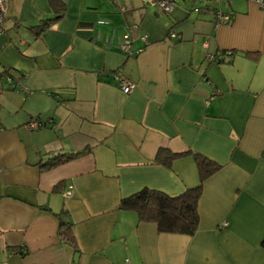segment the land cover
<instances>
[{
	"label": "crops",
	"instance_id": "obj_1",
	"mask_svg": "<svg viewBox=\"0 0 264 264\" xmlns=\"http://www.w3.org/2000/svg\"><path fill=\"white\" fill-rule=\"evenodd\" d=\"M62 1L64 16L38 33L55 15L50 1L9 0L0 35V264H264V8ZM215 10L231 22L217 23ZM128 32L131 53L120 48ZM219 52L232 53L207 60ZM119 69L136 84L129 94ZM5 71L20 73L23 88ZM31 119L43 126L29 129ZM161 146L222 165L204 182L193 235L119 208L144 188L177 196L199 184L193 155L166 166Z\"/></svg>",
	"mask_w": 264,
	"mask_h": 264
},
{
	"label": "trees",
	"instance_id": "obj_2",
	"mask_svg": "<svg viewBox=\"0 0 264 264\" xmlns=\"http://www.w3.org/2000/svg\"><path fill=\"white\" fill-rule=\"evenodd\" d=\"M49 1L55 15L50 19L44 20L39 25L32 27L38 33L49 27L56 19L64 16L66 12V4L62 0ZM217 11L215 10L213 15ZM3 73L5 75L7 73L6 78L9 74L13 76L10 71ZM17 76H21V74L18 73ZM20 78L23 77L21 76ZM12 86L10 85L11 88H13ZM86 151L88 150L53 154L42 166L46 169L55 167L77 158L86 153ZM184 155H193L196 161L200 180L197 186L188 188L177 196H170L159 190L144 188L131 196L123 198L119 204V208L136 211L141 221L155 222L160 232L187 235L195 234L199 227L200 217L198 204L203 193L204 182L217 173L222 168V165L199 153H192L191 151L176 153L163 146L159 147L155 158L158 163L170 166L175 159ZM60 225L62 238L68 243H74L71 223L61 219ZM262 246L264 247V239L262 240Z\"/></svg>",
	"mask_w": 264,
	"mask_h": 264
},
{
	"label": "built area",
	"instance_id": "obj_3",
	"mask_svg": "<svg viewBox=\"0 0 264 264\" xmlns=\"http://www.w3.org/2000/svg\"><path fill=\"white\" fill-rule=\"evenodd\" d=\"M258 3L261 7L264 8V0H252ZM145 2H150V3H155V0H145ZM8 5H9V0H0V35L5 31V22L7 20L8 16ZM158 5L161 7V9L165 12H170L174 8V3L171 0H163L159 1ZM215 21L217 23H228L231 22L232 16L231 13H225L222 11H217L214 15ZM136 26H133L135 28ZM171 36H175L174 33L171 34ZM142 39L144 41H147V36L143 35ZM131 43H132V38H131V33L128 32L127 36L123 41L120 42V48L123 52L125 53H131ZM232 52H219V53H209L207 56L208 61H217V62H222L224 61L228 56H230ZM21 76H15V75H8L7 76V82L10 85H13L12 87L16 88H23L22 87V78ZM116 80L119 82L121 89L123 90L124 93L129 94L131 93L135 87L136 84L131 82L127 77L122 73V71L119 69L116 73L115 76ZM27 126L31 130H37L40 129L43 126V122L40 121L39 119H31L28 123ZM72 187H69L65 191V196L70 197L72 196ZM124 264H131L130 260H126Z\"/></svg>",
	"mask_w": 264,
	"mask_h": 264
}]
</instances>
